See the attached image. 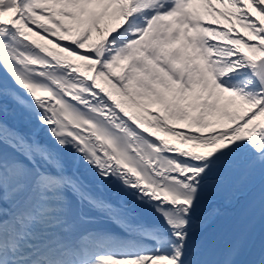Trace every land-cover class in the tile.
I'll return each instance as SVG.
<instances>
[{
  "label": "snow or ice",
  "instance_id": "obj_1",
  "mask_svg": "<svg viewBox=\"0 0 264 264\" xmlns=\"http://www.w3.org/2000/svg\"><path fill=\"white\" fill-rule=\"evenodd\" d=\"M0 264H264V0H0Z\"/></svg>",
  "mask_w": 264,
  "mask_h": 264
},
{
  "label": "rangeland",
  "instance_id": "obj_2",
  "mask_svg": "<svg viewBox=\"0 0 264 264\" xmlns=\"http://www.w3.org/2000/svg\"><path fill=\"white\" fill-rule=\"evenodd\" d=\"M8 114H9V119L13 122H18L17 121V114L16 111L14 109V106L9 104L8 105ZM14 117V118H13Z\"/></svg>",
  "mask_w": 264,
  "mask_h": 264
},
{
  "label": "bare ground",
  "instance_id": "obj_3",
  "mask_svg": "<svg viewBox=\"0 0 264 264\" xmlns=\"http://www.w3.org/2000/svg\"><path fill=\"white\" fill-rule=\"evenodd\" d=\"M14 118V117H13Z\"/></svg>",
  "mask_w": 264,
  "mask_h": 264
}]
</instances>
